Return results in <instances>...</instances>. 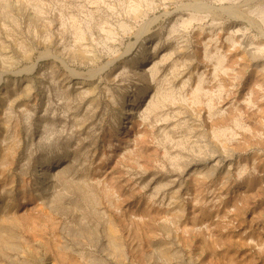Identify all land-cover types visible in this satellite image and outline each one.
Wrapping results in <instances>:
<instances>
[{"label": "rangeland", "instance_id": "rangeland-1", "mask_svg": "<svg viewBox=\"0 0 264 264\" xmlns=\"http://www.w3.org/2000/svg\"><path fill=\"white\" fill-rule=\"evenodd\" d=\"M0 264H264V0H0Z\"/></svg>", "mask_w": 264, "mask_h": 264}, {"label": "bare ground", "instance_id": "bare-ground-1", "mask_svg": "<svg viewBox=\"0 0 264 264\" xmlns=\"http://www.w3.org/2000/svg\"><path fill=\"white\" fill-rule=\"evenodd\" d=\"M155 65H156V64H153V65L151 66V70H153V69L155 68Z\"/></svg>", "mask_w": 264, "mask_h": 264}]
</instances>
